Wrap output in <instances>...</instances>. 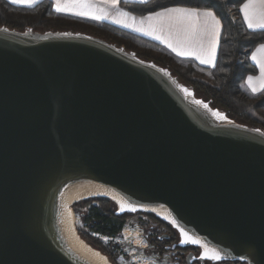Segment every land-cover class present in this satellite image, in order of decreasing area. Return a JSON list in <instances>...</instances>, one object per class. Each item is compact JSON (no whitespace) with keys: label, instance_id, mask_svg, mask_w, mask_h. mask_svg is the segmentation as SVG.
<instances>
[{"label":"water","instance_id":"obj_1","mask_svg":"<svg viewBox=\"0 0 264 264\" xmlns=\"http://www.w3.org/2000/svg\"><path fill=\"white\" fill-rule=\"evenodd\" d=\"M89 199L169 225L186 264H264V132L123 46L0 26V264H112L75 226Z\"/></svg>","mask_w":264,"mask_h":264},{"label":"trees","instance_id":"obj_2","mask_svg":"<svg viewBox=\"0 0 264 264\" xmlns=\"http://www.w3.org/2000/svg\"><path fill=\"white\" fill-rule=\"evenodd\" d=\"M245 0H148L145 3L121 1L119 7L133 15L144 16L166 7H191L211 10L221 21V35L215 66L202 68L195 63L179 59L158 44L130 34L107 23L57 13L51 2L44 0L25 8L0 0V26L24 31H73L102 38L137 57L167 68L184 85L191 87L197 98L226 113L236 123L258 128L264 132V90L252 94L244 84L247 76L256 73L249 61L250 53L264 43V31L248 30L242 20L240 7ZM88 234L80 236L93 248L115 263L112 247L98 238L114 239L120 235L126 216H116L115 206L106 199H89L73 206ZM151 219L160 220L148 215ZM90 233V234H89Z\"/></svg>","mask_w":264,"mask_h":264},{"label":"snow or ice","instance_id":"obj_3","mask_svg":"<svg viewBox=\"0 0 264 264\" xmlns=\"http://www.w3.org/2000/svg\"><path fill=\"white\" fill-rule=\"evenodd\" d=\"M14 3H24L31 7L36 0H13ZM145 3L146 0H140ZM105 3L115 9L113 22L122 24L124 27L132 28L134 31L143 32L145 35L152 36L161 43L166 44L177 55L192 56L201 64H207L214 67L217 47L221 34V21L211 10H201L191 7H166L161 11L152 12L150 15L137 20L128 13L119 11L117 5L119 0H105ZM54 9L57 13H70L77 16H89L92 19H108L109 13L103 9L97 8L88 0H54ZM240 11L244 15V20L249 29L253 32L264 30V0H246L241 6ZM7 31V29H3ZM31 31V29H29ZM264 53V44L259 45L252 55L251 59L255 62L261 71L258 78L259 86L264 90V57L258 59L257 54ZM248 81L251 85L253 77L249 76ZM253 93L256 88H252ZM185 94L191 95L188 89H181ZM202 104L201 101H196ZM203 107L207 108L206 104ZM212 115L218 120H225L226 117L213 111ZM231 123V121H229ZM138 206L131 203H121L120 210L136 212ZM173 224L175 220L171 221ZM183 237L180 243H194L203 248L201 258L213 261L221 260V254L215 248H210L207 242L194 238L184 229H181ZM107 242V237L104 238Z\"/></svg>","mask_w":264,"mask_h":264},{"label":"rangeland","instance_id":"obj_4","mask_svg":"<svg viewBox=\"0 0 264 264\" xmlns=\"http://www.w3.org/2000/svg\"><path fill=\"white\" fill-rule=\"evenodd\" d=\"M150 225L151 222L146 217L136 215L128 217L120 235L114 239L107 238V242L104 237L89 234L112 247V252L116 255L114 260L116 264H175L171 259L172 253H165L159 257L152 252V247L147 241L149 233L147 228ZM75 226L79 233L88 234L77 214H75Z\"/></svg>","mask_w":264,"mask_h":264},{"label":"crops","instance_id":"obj_5","mask_svg":"<svg viewBox=\"0 0 264 264\" xmlns=\"http://www.w3.org/2000/svg\"><path fill=\"white\" fill-rule=\"evenodd\" d=\"M5 1H6L8 4H11V5L16 6V7L30 8L27 4H24V3H14L13 0H5ZM42 1H44V0H36V2H35L31 7L37 5L38 3L42 2ZM48 1L51 2V4H52V8H53V10L55 11L54 6H53V5H54V0H48ZM121 1L128 2V3H137V4H141L140 0H119V3H120ZM147 1H148V0H146V2H147ZM61 2H63V0H61ZM88 2L92 3V4L95 5L97 8L103 9L104 11H106L107 13H109V18H108V19H100V20H96V19H92V18L89 17V16H77V15H72V14H70V13H64V12H61V13H62V14H66V15H71V16L79 17V18H84V19H89V20H93V21H98V22H104V23H107V24H109V25H111V26H113V27H115V28H118V29L123 30V31H125V32H128V33H130V34H133V35L139 36V37H141V38H143V39H146V40H149V41H151V42H153V43H155V44H158V45L161 46L163 49H165V50L168 51L170 54H172L173 56H175V57H177V58H179V59H184V60L191 61V62L195 63L197 66L202 67V68H207V69H211V68H213L212 66H209V65H207V64H201L198 60H196V59H195L194 57H192V56L177 55V54H176L175 52H173L172 49L169 48L166 44L161 43L160 40H156V39H154L152 36L145 35L143 32H137V31H134L132 28L124 27L122 24L114 23L112 17H113V15H114V13H115V9H113V8L111 7V5L105 3V0H88ZM245 2H246V0L243 2V4H244ZM119 3H118V5H117V7H118V9H119L120 12H122V13H128L130 16L135 17L137 20H139L140 18L145 17V16H148V15L151 14V13H150V14H147V15H144V16H136V15H133V14H131V13H129V12H127V11L121 9V8L119 7ZM243 4H242V5H243ZM242 5H241V6H242ZM240 8H241V7H240ZM201 10H202V9H201ZM160 11H161V10H160ZM55 12H56V11H55ZM240 13H241V17H242V20H243V23H244L245 27H246L248 30L252 31L251 29L248 28L247 23H246L245 20H244V15H243V13H242L241 11H240ZM221 30H222V26H221ZM258 31H264V30H258ZM220 35H221V34H220ZM219 41H220V38H219ZM263 44H264V43H263ZM260 45H261V44H260ZM258 47H259V45H258L257 47H255V49L250 53V56H249V61H250L251 65H252V66L255 68V70H256V73H255L254 75H250L251 77H253V81L251 82V85H250V83H249V81H248V77H249V76H247L246 79H245V81H244V84H245L247 90H248L249 92H251L252 94H256V93H259V92L263 91V90L260 88V86H259V80H258V78L261 76L260 68H259L258 65H257L255 62H253V60L251 59L252 55L255 53V50H256ZM218 49H219V44H218V47H217V53H218ZM257 56H258V59H259L260 57H264V53H259V54H257ZM216 58H217V56H216ZM215 63H216V61H215ZM253 87L256 88V92H255V93H253V90H252Z\"/></svg>","mask_w":264,"mask_h":264},{"label":"flooded vegetation","instance_id":"obj_6","mask_svg":"<svg viewBox=\"0 0 264 264\" xmlns=\"http://www.w3.org/2000/svg\"><path fill=\"white\" fill-rule=\"evenodd\" d=\"M144 216L151 222V225L148 226V236L147 241L152 247V252L157 254L159 257L165 253H172V260L175 264H186L185 256L187 254L198 255V249L193 247L180 248L176 246L178 242L177 233L166 223L162 224L158 221H155L148 217L147 214L135 213V214H124L121 216H126V220L130 216ZM191 264H199L197 261H193ZM204 264H210L209 262H204ZM217 264H243L239 262H223Z\"/></svg>","mask_w":264,"mask_h":264}]
</instances>
